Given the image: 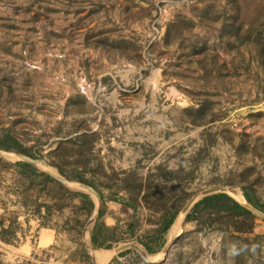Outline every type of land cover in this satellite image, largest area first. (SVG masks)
<instances>
[{"label": "rangeland", "instance_id": "rangeland-1", "mask_svg": "<svg viewBox=\"0 0 264 264\" xmlns=\"http://www.w3.org/2000/svg\"><path fill=\"white\" fill-rule=\"evenodd\" d=\"M4 132L47 163L31 164L38 171L55 174L54 163L92 181L114 231L111 249H93V194L87 215L56 184L28 183L6 152L0 222L11 242L0 240V264H99L107 252L100 264H264L254 215L212 229L185 221L159 254L193 196L225 189L241 202L249 188L264 202V0H0ZM125 244L147 262L115 252Z\"/></svg>", "mask_w": 264, "mask_h": 264}, {"label": "trees", "instance_id": "trees-1", "mask_svg": "<svg viewBox=\"0 0 264 264\" xmlns=\"http://www.w3.org/2000/svg\"><path fill=\"white\" fill-rule=\"evenodd\" d=\"M87 134L83 133L79 135V139L84 138ZM0 150L4 152H14L17 154H22L28 156L30 158H35L32 155L28 148L23 147L10 133L4 132L0 134ZM53 168L56 169L59 176H61L65 180H75L81 184L88 186L89 188L94 189L100 199H101V207L99 208L94 223L89 232V243L93 249H104L109 250L112 247L113 239L111 235L114 231V228H110L106 226L102 217L105 214V205H104V196L98 190V188L94 185V183L88 179H85L78 175H68L64 171L63 167L58 164H51ZM14 168L18 170L20 174H23L27 179L28 183H32L33 181H38L43 187L47 183L56 184V186L68 193L79 198L80 205L82 204L86 208V214L89 215L93 208L94 204L90 199L89 195L83 192H69L63 188V186L49 177L45 172L38 171L33 165L21 161H17L12 165ZM169 175L172 176L170 172ZM140 187V186H139ZM242 196L245 201L257 211L264 213V202H261L253 192L249 188H241ZM126 206L135 208V205L130 200L123 201ZM45 212H48L49 207L43 205ZM62 205L60 206V208ZM176 212L169 214V216L163 221L161 232H166L174 221ZM206 217V220L204 217ZM202 217V218H200ZM228 218L233 221L241 220V221H249L252 220L253 215L246 210L243 206H241L237 201L232 199L225 193H214L210 195L203 196L199 200H197L189 210V213L185 216V221H195L201 220V222L207 227H212L211 223H215V226L218 228L221 219ZM9 227L3 226L2 222H0V240L6 243L11 242L10 240L4 238L7 235ZM220 229V228H219ZM147 254H154L157 252L156 249L151 248L145 244H141Z\"/></svg>", "mask_w": 264, "mask_h": 264}, {"label": "water", "instance_id": "water-1", "mask_svg": "<svg viewBox=\"0 0 264 264\" xmlns=\"http://www.w3.org/2000/svg\"><path fill=\"white\" fill-rule=\"evenodd\" d=\"M2 154H9V153H6L4 151H1L0 150V157H2ZM16 161H21V162H25V163H29V164H35V163H40L42 164L43 166H48L47 163L42 160V159H34V158H30L28 156H25V155H22V154H17V153H11ZM3 158V157H2ZM49 177H51L52 179H54L55 181H57L58 183L64 185V186H71L72 184L69 183L68 181H66L65 179H63L61 176L58 175V173H55V174H52L50 172H48L47 170H43ZM76 187L78 188H85L87 190V194H90L91 195L93 194V196L95 197V199L97 200V208L94 210V213H93V217L92 218H95L96 215H97V212L99 210V207L101 205V199L98 195V193L92 189V188H89L88 186L84 185V184H80V183H77L75 184ZM89 192V193H88ZM227 191H225V189H214V190H206L204 191L203 193H201V195H197V196H193L192 198H190L189 200H187L185 202V204L182 206V208L180 209L179 212H184L185 209L187 208L188 204L192 202L191 206L197 201V199H200L201 197L203 196H206V195H210V194H213V193H225L226 194ZM200 198H199V197ZM243 197V196H242ZM196 198V199H195ZM91 199L92 201H94V199L92 198L91 196ZM238 202V201H237ZM241 206H243L246 210H248L252 215L258 217V218H261V219H264V213H261L259 211H257L256 209H254L253 207H251L246 201L245 199L243 198V202H238ZM94 220V219H93ZM92 221H90V224H91ZM175 223V219L174 221L172 222L171 226H173V224ZM170 226V227H171ZM184 226H185V216H184V219L183 221L181 222V226H180V231L175 235L173 236L172 238H170L166 243L165 245L162 247L161 251H160V255H165L170 249L171 247L177 242V240L181 237V234L183 232V229H184ZM132 248L134 249L142 259H144L143 255L139 252L138 248L133 245V244H125V245H120L118 246L117 248H115V252H119L121 251L122 249H125V248ZM144 261H146L144 259ZM147 262V261H146Z\"/></svg>", "mask_w": 264, "mask_h": 264}, {"label": "bare ground", "instance_id": "bare-ground-1", "mask_svg": "<svg viewBox=\"0 0 264 264\" xmlns=\"http://www.w3.org/2000/svg\"><path fill=\"white\" fill-rule=\"evenodd\" d=\"M35 164H39V165L42 166L43 168H48V169H49L48 166H43V165L40 164V163H35ZM236 191H237V190H236ZM236 198H237L238 200H240L241 202H243V197H242V195H241L240 193H238V194L236 195ZM183 215H184V212H179V214L177 215V220H176V221L179 222V226H177V231L179 230V228H180V226H181V222H182ZM172 231H175V232H176V229H174V227H173V230H172ZM111 255H112V252L104 253V255H97V254H96V256H95V260H96V262H98L99 264H100V263H104V262H106L107 260L110 259Z\"/></svg>", "mask_w": 264, "mask_h": 264}, {"label": "crops", "instance_id": "crops-1", "mask_svg": "<svg viewBox=\"0 0 264 264\" xmlns=\"http://www.w3.org/2000/svg\"><path fill=\"white\" fill-rule=\"evenodd\" d=\"M85 193H86V192H85ZM86 194H87V193H86ZM87 195H88V194H87ZM106 219L109 221V222H108L109 224L105 222V223H106V225H109V226H111V225H112V223H113V220L111 219V217H109V216L107 215V217L105 218V221H106ZM109 226H108V227H109Z\"/></svg>", "mask_w": 264, "mask_h": 264}]
</instances>
